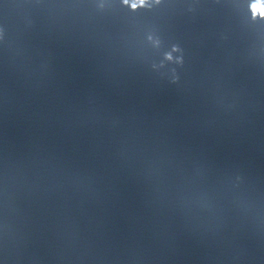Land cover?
<instances>
[{"label": "clouds", "instance_id": "obj_1", "mask_svg": "<svg viewBox=\"0 0 264 264\" xmlns=\"http://www.w3.org/2000/svg\"><path fill=\"white\" fill-rule=\"evenodd\" d=\"M141 2H143V0H141ZM133 7H135V5H133ZM262 14H264V12H262Z\"/></svg>", "mask_w": 264, "mask_h": 264}]
</instances>
